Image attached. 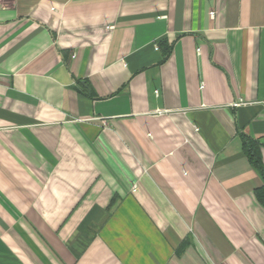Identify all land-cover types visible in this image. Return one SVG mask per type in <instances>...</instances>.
I'll return each instance as SVG.
<instances>
[{
  "label": "crops",
  "instance_id": "crops-1",
  "mask_svg": "<svg viewBox=\"0 0 264 264\" xmlns=\"http://www.w3.org/2000/svg\"><path fill=\"white\" fill-rule=\"evenodd\" d=\"M264 0H0V264H264Z\"/></svg>",
  "mask_w": 264,
  "mask_h": 264
},
{
  "label": "trees",
  "instance_id": "trees-1",
  "mask_svg": "<svg viewBox=\"0 0 264 264\" xmlns=\"http://www.w3.org/2000/svg\"><path fill=\"white\" fill-rule=\"evenodd\" d=\"M241 148L249 164L263 179V185L255 190V195L259 202L264 206V168L259 155V142L250 138L244 133H240Z\"/></svg>",
  "mask_w": 264,
  "mask_h": 264
}]
</instances>
